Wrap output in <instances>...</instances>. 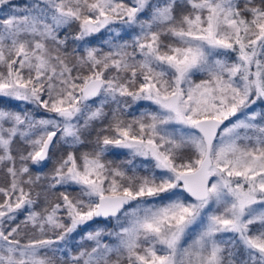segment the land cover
Instances as JSON below:
<instances>
[{"label": "snow or ice", "instance_id": "1", "mask_svg": "<svg viewBox=\"0 0 264 264\" xmlns=\"http://www.w3.org/2000/svg\"><path fill=\"white\" fill-rule=\"evenodd\" d=\"M0 98V264H264V0H0Z\"/></svg>", "mask_w": 264, "mask_h": 264}, {"label": "trees", "instance_id": "2", "mask_svg": "<svg viewBox=\"0 0 264 264\" xmlns=\"http://www.w3.org/2000/svg\"><path fill=\"white\" fill-rule=\"evenodd\" d=\"M24 1L22 0V1H17L16 3H23ZM101 35H98V36H96V37H94V38H92L93 40H94V42H96V43H99V42H97V40H99L98 38L100 37ZM17 103H19V102H16V101H10V100H8L7 98H0V107H14ZM110 158H112V159H116V160H118V161H120V160H125L124 158H126V156L125 155H119V156H112V157H110ZM128 159V158H127Z\"/></svg>", "mask_w": 264, "mask_h": 264}, {"label": "rangeland", "instance_id": "3", "mask_svg": "<svg viewBox=\"0 0 264 264\" xmlns=\"http://www.w3.org/2000/svg\"><path fill=\"white\" fill-rule=\"evenodd\" d=\"M17 1H18V0H13L14 3H16ZM19 1H22V0H19ZM23 1H24V0H23ZM4 11L6 12L7 9H4ZM97 36H98V35H97ZM98 39H99V40H97V42H100L102 39H104V36L101 35ZM140 103H141V104H146L147 102H140ZM133 111H135V108L133 109ZM116 151L122 153V155H124L123 153L126 152V150H116ZM125 156H126V158H124L125 160H126L127 158H129L127 155H125ZM142 159H143V158H137V159H136V163L139 164V163L141 162Z\"/></svg>", "mask_w": 264, "mask_h": 264}]
</instances>
